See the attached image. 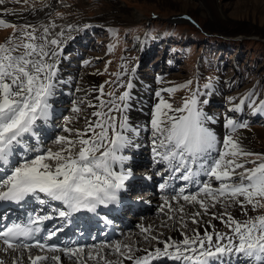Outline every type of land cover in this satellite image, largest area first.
<instances>
[{
	"label": "snow or ice",
	"instance_id": "1",
	"mask_svg": "<svg viewBox=\"0 0 264 264\" xmlns=\"http://www.w3.org/2000/svg\"><path fill=\"white\" fill-rule=\"evenodd\" d=\"M4 2L0 0V4ZM0 26L15 29L12 36L0 43V166H3L0 171V202L35 200L48 205L51 201H58L63 208L55 211L65 218L80 211L96 212L100 205L119 203L124 181L132 175L130 169L124 168L129 157L120 153L132 143L126 133L138 135L139 130L131 128L126 117L122 116L117 122L112 113L127 110L129 105L126 101L130 99V93L125 91L119 95V106L115 101L100 100L98 106L87 102L90 107L112 106L107 107V111H93L92 116L96 119L85 118L82 129L70 126L73 118H66L62 133L53 142L55 150L30 146L29 140L33 138L37 144L40 143L38 122L46 123L52 116L49 100L55 96L59 82L55 79L56 63L51 61L58 53L47 45H59V41L52 39L45 43L46 37H38L30 25L17 29L16 25L0 19ZM127 87L131 89L132 84L129 82ZM99 90L103 93V86ZM108 95L113 96L114 93ZM156 96L161 97V93L158 91ZM243 103L242 100L233 110H241ZM197 104L195 94L177 109L160 98L151 113L152 153L156 162L167 165V171L180 172V179L197 186L195 192L183 194L182 188L171 197L177 202L182 198L203 210L191 214L194 223H199L197 217L208 215L210 208L221 205L225 211L211 215L231 231L221 233L205 229L203 236L194 231L191 237L185 235L180 242L166 241L163 249L157 247L144 257L129 255L127 259H134V264H149L150 259L160 257L180 261L181 264H222L224 257L235 255L248 258L251 264H264V211H259L264 209V154L248 151L232 134L219 141L216 134L205 126L212 117L207 116ZM72 111L80 113L82 109L74 102ZM172 111L186 114L173 116L169 114ZM254 112H264V101L254 108ZM225 126L235 132L247 124L229 118ZM251 156L256 159H241ZM117 164L119 171L114 167ZM248 164L253 167H247ZM201 174L208 179H195ZM213 181L218 182L217 186H213ZM166 186L160 185L162 189ZM163 199L164 206L172 210L169 197ZM233 206L240 208L246 217L244 220H238L227 212ZM175 211L183 214V205ZM249 211L258 214L249 215ZM49 218L33 219L30 216L25 223L12 222L10 226H2L0 244L6 246L5 251L32 247L44 249L46 245L39 241L35 244L26 241L33 239L41 231L39 223ZM55 234V231L50 232L49 237ZM119 247L117 245V250ZM50 250L58 249L51 246ZM48 259L58 261L59 256L38 255L34 259L29 256L31 264Z\"/></svg>",
	"mask_w": 264,
	"mask_h": 264
},
{
	"label": "rangeland",
	"instance_id": "2",
	"mask_svg": "<svg viewBox=\"0 0 264 264\" xmlns=\"http://www.w3.org/2000/svg\"><path fill=\"white\" fill-rule=\"evenodd\" d=\"M214 1L219 9L212 4L202 5L198 0H5V7L8 9L6 12L0 11V19L16 25L17 29L30 25L38 37H46L45 43L52 39L59 41V45L47 46L58 53L51 62H55L56 68L67 75L60 76L61 73L57 75L56 72V80H62L58 83L59 89H71L67 95L70 97L71 91L72 99L67 97L68 100L57 104L53 101V106L55 109L59 108V111L52 110L54 114L50 118V125L57 133L50 134L47 131V136L40 140L39 146L55 150L53 142L62 131L66 118L72 117L73 124L83 128L85 118L96 119L92 116L93 111H107V107L112 106L106 104L104 108L90 107L87 102L98 106L100 100L115 101L119 106V95L128 91L132 96L134 89H128L127 85L129 82L132 84V79L136 76L140 82L133 85L143 94L137 98L133 120L146 127L145 132H140L138 126L136 129L139 134L143 133L148 146L152 145L153 138L151 113L160 98L177 109L182 108L185 100H190L195 94L197 107L203 112L205 110L207 116L215 117L219 127V134L216 136L221 137L220 141L228 134L243 140L241 131L249 130L252 131V137L244 148L253 153L264 154V112H254V108L261 106L264 101V0ZM133 12L139 15L133 17L132 21H122L123 17L128 18ZM14 32L12 27L0 26V43H4ZM72 64L76 65L77 72L71 73ZM63 77L72 79V85ZM209 84L210 87H205ZM101 86L103 93L99 90ZM167 89L174 91L169 92ZM158 91L161 97L156 96ZM138 92L133 93V96ZM108 93L114 95L109 96ZM82 100L86 103H80ZM242 100L244 103L241 110H233ZM128 101L130 99L126 101L130 105ZM74 102L81 107L80 113L72 111ZM143 109L145 116L141 115ZM207 109L213 111L209 112ZM169 114L178 116L186 113L172 111ZM112 115L119 122L123 112L114 111ZM229 118L238 123H246L247 127L237 128L232 132L225 128ZM142 152L145 154L147 151L142 149ZM133 157L138 159V155ZM241 159L253 160L256 157ZM142 160L139 158L137 166L131 167L132 173L147 174L149 167L156 164L152 159H146L142 164ZM154 167L156 171L153 178L150 176L153 180L151 185L152 189H158L165 184V165L159 163ZM247 167L253 165L248 164ZM199 179L204 181L208 177L201 174ZM182 184L178 183L179 189ZM217 184L218 182L213 181V186ZM143 189L124 195L127 205L122 214L128 225L121 229L122 233L112 239L96 241L93 246L112 245L115 241L120 243L123 240H135L141 247L146 244L144 233L138 229V233L134 234V230L145 222L143 216L162 218L159 208L165 202L160 199L161 203L158 205L152 200V206L146 205L144 201H148L146 196L149 188ZM165 189L166 187L163 191ZM196 190L197 188L185 189L183 194ZM177 193L179 191L171 189L168 194H160L173 196ZM133 202L137 203V209L131 207ZM189 207L192 205L189 204ZM195 207L200 209L198 205ZM236 208L239 207H230L227 212L232 214ZM224 211L223 206L217 205L210 208L208 215L197 217V220L201 217L210 220L213 218L211 213L219 214ZM256 214L258 213L249 211V215ZM235 218L244 220L246 217L243 214L236 215ZM188 221L187 224L195 225L193 220ZM219 222L221 226L215 231L230 233L231 230L222 221ZM200 234L203 236V233ZM149 246V252H152L157 247L163 249L164 244L159 245L153 239ZM30 252L39 253L34 250ZM146 254L148 252L141 257ZM162 258H152L150 262L181 264L179 261L173 263L171 261L174 260ZM232 262L251 264L248 258L235 255L229 259L224 257L222 264H233Z\"/></svg>",
	"mask_w": 264,
	"mask_h": 264
},
{
	"label": "bare ground",
	"instance_id": "3",
	"mask_svg": "<svg viewBox=\"0 0 264 264\" xmlns=\"http://www.w3.org/2000/svg\"><path fill=\"white\" fill-rule=\"evenodd\" d=\"M198 2H200V4H202V5H206V3H207V5L208 4L209 5L212 4V6L215 5L214 8H217V9L220 8L219 6H217L215 4L214 0H198ZM7 9L8 8L5 7V2L3 4H0V11L1 12H6ZM138 15H139L138 13L133 12L130 16L128 14V16H129L128 18L123 17L122 21H124V22H128L129 20L132 21L133 17L136 18ZM113 16H114V18L116 17L115 15H113ZM70 37H71V35H70ZM140 47L142 48V45ZM67 61H69V60H67ZM72 66H73V64H72ZM70 70H71V73H73L75 71L77 72L76 65H74L73 68ZM62 72H64V71H62ZM133 72H136V71H133ZM60 73L61 72L59 71V69L57 67V75H59ZM82 74L83 73H81V75ZM60 76H67V75L61 73ZM63 79L66 80V82H69L70 85H72V83H73L72 79H66V77H63ZM61 81L62 80H60L59 83H61ZM138 82H140V81L138 80V77L135 76L132 79V87L134 89L132 91V96H133V93L138 92L133 85V84L138 85ZM57 90L59 92L58 94H57ZM64 90H65V92H63ZM69 90H71V89H59V85L57 84L56 94H55V96L50 98L49 103L52 104V103H54L53 101H55L56 102L55 104H57L59 102H62L63 100H68V98L72 99V98H70L71 97V94H70L71 91L69 92L70 97H68V95H67ZM142 94L140 92H138L133 97L130 96V102L128 101L130 105H129L128 109L123 112V116L127 118V124L130 125L131 128L136 129V126H138V128H140L139 129L140 132L141 131L145 132L146 127L143 124H140L137 121L133 120V113H134V111L137 107V103H138L137 98L140 97ZM150 96H148V97H150ZM72 97H73V93H72ZM65 98H67V99H65ZM144 99H146V98H144ZM56 109H57V111H59V108H56ZM56 109L52 104V110L56 111ZM210 110L211 109H209L208 111L209 112L213 111V110H211V111ZM54 111H52L53 112L52 116L54 114ZM141 115L142 116L146 115L144 109L141 110ZM209 117H212V119L205 122L206 127H208L210 130H212L216 135L219 134V131H218L219 127L217 126L215 117H213V116H209ZM70 126H74V127L78 128L76 126V124H73V123ZM54 127H56V126H54ZM81 129H82V127H81ZM47 131L50 134L57 133L54 130L53 126L50 125V119L46 123L44 121H39L38 122V135L40 136L42 134V136H40V140H42L43 138H45L47 136V134H46ZM61 133H62V131L60 133H58L57 136H59ZM126 134L129 136L132 143L130 145H128L127 147H125L122 150V152L120 153V154H122V153L126 152L127 153L126 155L125 154H122V155L129 157V159L127 161H125V163H124L125 170H128V169L131 170L132 166H137L139 158L144 159L145 157H150L153 162H155L156 164H159L158 162H156V158H154V156H153L152 145L148 146L149 144L146 143L147 139H145V137H143V135H142L143 133L136 135L132 132H127ZM240 136L244 137L243 140L240 139V143L244 147L246 145V143L248 141H250V138L252 137V131H249V130L241 131ZM216 137L219 141L221 140V137H219V136H216ZM238 138H240V137H238ZM29 144L32 147H41V146H39L40 143L37 144L35 138L29 140ZM217 147L219 148L220 145H217ZM142 149H146L147 152L144 154V152H142ZM136 155H138V159L137 158L135 159V157H133ZM156 164L154 166H156ZM164 165H165L164 176L166 178L165 179V185H167L166 189L164 191L162 188L152 189V188H149L148 184H143V183L140 184L139 182H136V180H138L140 178H137L136 180H131L130 177H128L124 181V187L120 190L119 195H123V194L129 193V192H134L135 190H137V188H140V187H144L147 189L149 188L148 192H147V196H146V199H148V201L147 202L144 201V203L148 206H152L153 205L152 200L154 201V204L157 203L158 205H160V203H161L160 199H162L164 201L163 197H161V196H167V197L170 196V195H162L160 193L168 194L169 192H171V189H174V190L180 192V190L182 188L184 190L185 189L190 190L193 188H197V186L195 184H190V183L180 179L179 178L181 176L180 172L172 173L171 171H167L166 170L167 165L166 164H164ZM154 166L149 167L148 173L145 174L147 179H149L150 176H153V173L156 171V168ZM114 167L117 171L120 170V166L118 164L114 165ZM0 168L3 169V166H0ZM193 168L195 169V166H193ZM1 169H0V171H2ZM200 176H199V178H200ZM179 180H181V181L179 182ZM176 182H178L179 184L184 183V184H182V188L179 189L178 183H176ZM174 185H175V187H174ZM149 191H154V192H149ZM171 197L172 196L169 197V202L172 206V210H170L168 207H165L164 204H161L159 210H161V212H162V218L159 217L158 219H156V218H152L149 216L148 217L143 216V219L145 220V222L142 223L143 224L142 226H140L136 230H134V234H136L138 229H140L144 233V237L147 240V242L149 241L148 243L146 242V244H144L142 247L140 245H138L137 244L138 242L135 240H127V241L123 240V241H120V243H118L117 241L114 240L115 242L112 245L107 244L104 246H100L97 244V245L93 246V243L96 242L97 240H105L106 239L105 236L108 232L105 233L104 228H102L104 235H103V233H101L100 235L98 234L96 239H94L92 237L86 245H82V244L86 243V242H82L83 239H81L85 235H83V236L82 235L80 236L79 234L70 235L71 232H74V229L71 226L69 233L66 235L67 236L66 240L68 241V247L67 248L64 247L61 250L56 251V252L55 251L42 252L41 249H36V248H30V249L20 248V249H17L16 251L9 249L8 251H5L4 247H6V246H3L2 244H0V262H3V264H31V261L29 260V256H31L34 259L36 256L39 255V256H48L50 258L53 256H59L58 261L48 259V260L39 262V264H55V263L56 264H131L132 263L133 264L134 259L129 260V259H127V257L129 255H131L134 258H139L143 254L149 252V250L151 249V247L149 246V243L154 238H155L154 240L159 245L164 244V242H166V241L167 242H180L184 239L185 235L191 237L193 235L194 231H199L200 233H204L205 229H207L208 231H211V230L218 229L221 226L220 225L221 223L219 222L220 220H217L215 218H212L210 220H205V218H203V217H201L199 220V223H195V225L187 224L189 222L188 220L192 221V218H191L192 213H195L197 211L203 212V210L198 209L197 207H195V205H192V207H193V209H192V207H189V204L187 205L186 202H182V200H183L182 198L179 200V202H177V201L171 200ZM150 202L152 205L150 204ZM123 203L124 202H122L119 198V203H110L108 205H100L97 207V210H96V212H100V213L110 212V214L113 215L114 219L117 222H119V224L115 225V227H114V232H115L113 234L114 237L116 234L122 233L121 227H119L120 224L122 226L128 225L127 223L125 224L124 220L117 217V212H119V209H120L119 207H121V206L124 207L126 204V203H124V204ZM137 203H138V201H137ZM55 204H57L56 205L57 208H61V209L63 208V205H61L60 202H58V201H51L50 204H48L46 206L50 210H54ZM132 204H135V203L133 202ZM180 205H183V207H184V213L183 214L175 211V209H177ZM94 213L95 212L80 211V212L72 213L67 218L62 217V219L65 221L64 225L69 226L70 221H72L73 224H76L79 221L81 223L87 222V218L90 217L91 214L95 215ZM55 214H58V212H56ZM232 215L234 217L236 215L241 216V215H243V213L241 212L240 208H236L235 212L232 213ZM226 218L227 217H225V219ZM165 221H168V222L166 223ZM159 227H162V229ZM61 228H62V226L60 228H58V230H60ZM64 237H65V235H63V238ZM86 239H88V238H85V240ZM77 243H80V244H77ZM87 245L88 246L90 245L92 247H87ZM117 245L120 246L119 250H117ZM125 246H127V247H125ZM66 249H73L75 251L66 253V251H65ZM129 249L131 251H129ZM30 250H34V251H37L39 253L30 252ZM53 254H55V255H53ZM225 258L229 259L231 257H225ZM155 259H158V258H155ZM155 259H153V260L155 261ZM159 259L162 260L163 258L160 257ZM171 262L177 263L176 261H171ZM149 263L151 264L152 261L151 262L149 261ZM233 264H242V263L235 262Z\"/></svg>",
	"mask_w": 264,
	"mask_h": 264
}]
</instances>
